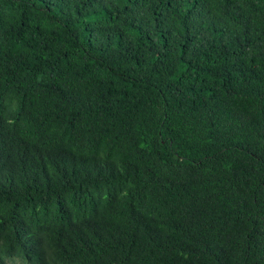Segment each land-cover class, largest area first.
<instances>
[{
    "label": "trees",
    "instance_id": "trees-1",
    "mask_svg": "<svg viewBox=\"0 0 264 264\" xmlns=\"http://www.w3.org/2000/svg\"><path fill=\"white\" fill-rule=\"evenodd\" d=\"M264 264V0H0V264Z\"/></svg>",
    "mask_w": 264,
    "mask_h": 264
},
{
    "label": "rangeland",
    "instance_id": "rangeland-1",
    "mask_svg": "<svg viewBox=\"0 0 264 264\" xmlns=\"http://www.w3.org/2000/svg\"><path fill=\"white\" fill-rule=\"evenodd\" d=\"M18 264V263H17Z\"/></svg>",
    "mask_w": 264,
    "mask_h": 264
}]
</instances>
